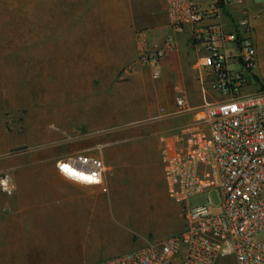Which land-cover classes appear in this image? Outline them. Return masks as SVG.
<instances>
[{
	"label": "crops",
	"instance_id": "crops-1",
	"mask_svg": "<svg viewBox=\"0 0 264 264\" xmlns=\"http://www.w3.org/2000/svg\"><path fill=\"white\" fill-rule=\"evenodd\" d=\"M95 3L103 14L100 43L106 52L104 56H108L98 58L94 64L98 72L95 79L115 90L118 86L139 90L140 99L145 94L146 103L142 106L149 119L155 110L170 111L175 106L177 91L183 93L192 107L200 105L195 68L199 54L189 45V27L181 31L170 28L171 18L164 0H95ZM196 3L202 9H215L214 21L226 30L234 29L242 18L249 20L253 31L264 28V0H196ZM166 36L171 37L172 44L163 49L158 63L161 80L155 82L149 68L137 60L139 42L144 41V50L164 48ZM127 64L131 65L125 72L127 79L119 82V70ZM114 98L110 94L109 108L127 106L122 99L118 102ZM134 105L133 112L126 110L128 114L135 115L140 110L139 101ZM94 113L93 118L100 124H112L126 116L125 111L119 110L116 114L106 113L104 119ZM62 122L69 123V117L62 118ZM173 125L168 122L165 131H174L178 125ZM105 136L98 133L85 139H93L96 146L105 148L102 186L78 183L62 175L56 163L65 158L0 166V170L9 169L15 186L11 195L0 192V264H92L117 258L183 229V213L177 203L172 204L182 218L177 226L170 232L149 228L151 201H146L144 195L151 162L150 155L138 143L139 136L130 132ZM86 149L94 150L91 146ZM155 158L166 192L158 144ZM215 264L236 262L233 257H222Z\"/></svg>",
	"mask_w": 264,
	"mask_h": 264
},
{
	"label": "built area",
	"instance_id": "built-area-1",
	"mask_svg": "<svg viewBox=\"0 0 264 264\" xmlns=\"http://www.w3.org/2000/svg\"><path fill=\"white\" fill-rule=\"evenodd\" d=\"M164 1L170 28L189 27V45L200 57L195 67L200 105L192 107L177 91L174 115L186 121L158 138L166 194L183 207L184 228L92 264H215L222 257L264 264V241L258 239L264 232V86L254 73L253 27L242 18L226 30L214 21L216 10L202 9L196 0ZM171 44L166 36L164 48L142 51L149 55L145 62L153 79L163 49ZM56 167L70 180L72 175L102 186L105 167L99 157L77 153ZM14 189L11 174L0 172V192L11 195ZM209 190L221 198L217 208L208 197L203 205L189 207L190 197Z\"/></svg>",
	"mask_w": 264,
	"mask_h": 264
},
{
	"label": "rangeland",
	"instance_id": "rangeland-1",
	"mask_svg": "<svg viewBox=\"0 0 264 264\" xmlns=\"http://www.w3.org/2000/svg\"><path fill=\"white\" fill-rule=\"evenodd\" d=\"M102 19L101 7L95 0H0V166L54 162L77 153L102 160L104 146H96L93 139L85 140L86 137L98 133L136 134L151 162L144 195L146 201H151L149 228L170 232L182 218L165 192L155 151L159 136L167 133L165 125L173 122L176 127L186 119L174 115L175 107L168 112L155 110L149 119L142 106L145 94L140 99L139 90L125 86L115 90L95 79L98 72L94 64L98 58L108 57L100 43ZM252 37L258 66L254 73L264 86V28L255 29ZM143 42H139L137 60L149 68L151 75L152 69L145 62L149 55H141ZM130 66L119 70V82L126 81L125 72ZM157 71L155 82L161 80L159 66ZM110 94L127 106L109 108ZM137 101L140 110L135 115L128 114L126 110L133 112ZM118 110L125 111L126 116L112 124H100L93 118L94 111L97 118L104 119L106 113L116 114ZM68 117L69 123L63 124L62 118ZM90 146L94 150H84ZM6 168L0 172H8ZM207 197L215 208L219 206L221 198L215 190L190 197L188 205H203ZM258 239L264 241V232Z\"/></svg>",
	"mask_w": 264,
	"mask_h": 264
},
{
	"label": "bare ground",
	"instance_id": "bare-ground-1",
	"mask_svg": "<svg viewBox=\"0 0 264 264\" xmlns=\"http://www.w3.org/2000/svg\"><path fill=\"white\" fill-rule=\"evenodd\" d=\"M72 170H74V169H72V167H69V168H68L69 173H73V172H71ZM68 175H69V174H68ZM73 175H74V173H73ZM69 177H71L72 180H74V181H76V182H78V183H82V184H84L83 182L79 181L77 178H74L72 175H69Z\"/></svg>",
	"mask_w": 264,
	"mask_h": 264
}]
</instances>
